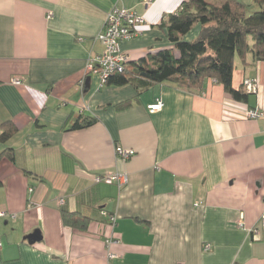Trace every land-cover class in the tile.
Masks as SVG:
<instances>
[{
    "label": "crops",
    "instance_id": "crops-1",
    "mask_svg": "<svg viewBox=\"0 0 264 264\" xmlns=\"http://www.w3.org/2000/svg\"><path fill=\"white\" fill-rule=\"evenodd\" d=\"M184 1L0 0V123L18 128L7 143L14 160L0 162V264H109V235L114 264H264V117L246 114L264 111V61L236 59L234 88L259 80L247 102L215 79L138 94L87 74L112 10L145 18L139 36L120 42L136 62L172 47L162 21ZM157 99L164 108L150 113ZM85 117L97 122L70 129ZM117 145L136 154L123 159ZM115 172L126 185L94 181ZM63 210L85 227L68 225Z\"/></svg>",
    "mask_w": 264,
    "mask_h": 264
},
{
    "label": "trees",
    "instance_id": "trees-1",
    "mask_svg": "<svg viewBox=\"0 0 264 264\" xmlns=\"http://www.w3.org/2000/svg\"><path fill=\"white\" fill-rule=\"evenodd\" d=\"M255 5L251 11L239 0L184 1L177 12L162 21L172 47L127 62L124 71L110 75L105 85H132L142 94L166 82L196 91L208 79H215L235 100L247 102L246 85L234 88L233 76L237 58L243 65L264 61V0H255ZM196 28V38L186 39ZM130 105L125 102L119 107ZM96 122L95 117L80 118L70 129L88 128ZM17 131L12 121L0 123V162L5 158L14 160V149L7 143ZM62 214L68 225L85 227L86 217L80 213L63 210Z\"/></svg>",
    "mask_w": 264,
    "mask_h": 264
},
{
    "label": "built area",
    "instance_id": "built-area-1",
    "mask_svg": "<svg viewBox=\"0 0 264 264\" xmlns=\"http://www.w3.org/2000/svg\"><path fill=\"white\" fill-rule=\"evenodd\" d=\"M145 22V18L137 13L135 10L126 8H115L110 12L106 18L102 32L99 34L98 39L103 44V51L100 54L93 56L89 60L87 74H95L100 77V86L104 87L107 78L117 72H123L125 64L128 62V56L120 50V42L124 39L137 37L140 34L139 26ZM16 83H21L20 80H14ZM259 80L247 79L245 85L248 92L257 91ZM164 108L162 99H157L155 102L148 105L150 113H156ZM247 117L252 119H259L264 117V111L260 108H249L246 112ZM116 153L123 159H129L136 154V151L130 148H124L121 145L116 146ZM97 183L117 184L123 187L128 182L126 173L115 172L94 177ZM1 215H5L2 213ZM116 221L115 216L110 217L111 227L114 226ZM264 225V216H263ZM114 240L112 236H108V253L107 258L109 264H114L118 255L110 250ZM1 246V243H0ZM210 245H206L205 249L208 250Z\"/></svg>",
    "mask_w": 264,
    "mask_h": 264
},
{
    "label": "water",
    "instance_id": "water-1",
    "mask_svg": "<svg viewBox=\"0 0 264 264\" xmlns=\"http://www.w3.org/2000/svg\"><path fill=\"white\" fill-rule=\"evenodd\" d=\"M92 79V77H88L87 78V82L89 83V81ZM38 231L37 232H34L33 234H31L30 236H29V239L30 238H33V241H36V240H38V239H40V237L38 238ZM32 242V241H31Z\"/></svg>",
    "mask_w": 264,
    "mask_h": 264
}]
</instances>
